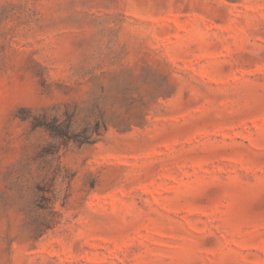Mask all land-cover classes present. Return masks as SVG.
<instances>
[{
    "label": "rangeland",
    "instance_id": "obj_1",
    "mask_svg": "<svg viewBox=\"0 0 264 264\" xmlns=\"http://www.w3.org/2000/svg\"><path fill=\"white\" fill-rule=\"evenodd\" d=\"M0 264H264V0H0Z\"/></svg>",
    "mask_w": 264,
    "mask_h": 264
},
{
    "label": "trees",
    "instance_id": "obj_2",
    "mask_svg": "<svg viewBox=\"0 0 264 264\" xmlns=\"http://www.w3.org/2000/svg\"><path fill=\"white\" fill-rule=\"evenodd\" d=\"M51 131H54V132H57V130H51ZM58 134L57 135H59V136H61V135H63V134H61V132H57Z\"/></svg>",
    "mask_w": 264,
    "mask_h": 264
}]
</instances>
